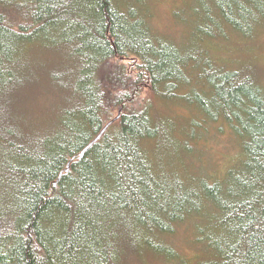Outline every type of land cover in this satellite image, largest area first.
Masks as SVG:
<instances>
[{
    "label": "trees",
    "instance_id": "trees-1",
    "mask_svg": "<svg viewBox=\"0 0 264 264\" xmlns=\"http://www.w3.org/2000/svg\"><path fill=\"white\" fill-rule=\"evenodd\" d=\"M212 1L218 38L264 26V0ZM135 15L113 0H0V264H129L149 248L182 261L166 237L189 222L196 264H264L261 74L184 51ZM156 96L227 122L242 166L196 178ZM154 137L168 140L165 162Z\"/></svg>",
    "mask_w": 264,
    "mask_h": 264
},
{
    "label": "rangeland",
    "instance_id": "rangeland-1",
    "mask_svg": "<svg viewBox=\"0 0 264 264\" xmlns=\"http://www.w3.org/2000/svg\"><path fill=\"white\" fill-rule=\"evenodd\" d=\"M113 1L120 10L136 8V18L145 19L148 31L164 40L179 42L184 51L194 52L199 45L211 49L215 59L229 63L232 67L245 63L254 66L261 74L264 84V26L250 38L243 37L245 36L243 26L238 31H229L232 34L226 38H218L221 34L214 20L220 16V12L212 0ZM210 31L215 34H209ZM191 70L195 72L198 68L192 67ZM192 84L199 85L196 81ZM189 87L179 84L176 90L178 93H183ZM187 103L184 98L165 99L156 96L155 108L164 114L167 122L173 121L178 126L175 132L179 140L175 139V147L178 148L182 165L186 164L191 171L196 172V178L216 177L217 174L221 179H225L223 173L228 166H231L230 164L242 166L244 154L239 145L240 136L233 133L225 121L222 130L217 128L218 119L207 117L197 105ZM192 119L198 120L200 125H191ZM152 142L157 150L155 156L165 162L167 158L165 148L168 140L163 137H154ZM236 157H239L238 160L235 159ZM212 219V216L207 217L205 222H210ZM194 227L195 223L189 222L188 226L174 232L172 237H166L168 241H171L175 252L183 256L185 260L179 261L177 257L176 259L166 258V254L162 252L151 248L144 249L143 245L137 244L139 247H135L137 252L142 249L148 252L142 253L134 261L129 260V264H196L195 251L190 247L193 246L198 250L199 246L202 248V245L189 239L190 237L194 239L198 232Z\"/></svg>",
    "mask_w": 264,
    "mask_h": 264
},
{
    "label": "water",
    "instance_id": "water-1",
    "mask_svg": "<svg viewBox=\"0 0 264 264\" xmlns=\"http://www.w3.org/2000/svg\"><path fill=\"white\" fill-rule=\"evenodd\" d=\"M121 109H122V106L121 105H119L118 106V108H117V112H116V114L112 117V118H110L108 121H106L103 125H102V127L99 129V131L96 133V135H94V137H92V139H90V141L76 154V155H72L70 158H69V160L67 161V163H66V167L64 168L65 170H67L68 169V167H69V163H70V161H71V159H73L75 156H77V157H81L82 155H83V153L85 152V150L93 143V142H95L100 136H101V134L105 131V129L115 120V119H117L118 117H119V115H120V112H121ZM61 173H62V171H60V173H59V175H58V178L60 177V175H61ZM57 178V179H58ZM57 181V180H56ZM56 181H55V183H56Z\"/></svg>",
    "mask_w": 264,
    "mask_h": 264
}]
</instances>
